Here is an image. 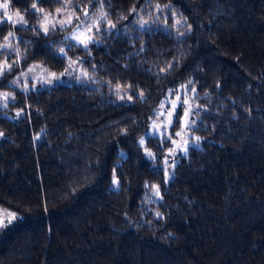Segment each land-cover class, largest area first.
I'll use <instances>...</instances> for the list:
<instances>
[{
  "label": "trees",
  "instance_id": "trees-1",
  "mask_svg": "<svg viewBox=\"0 0 264 264\" xmlns=\"http://www.w3.org/2000/svg\"><path fill=\"white\" fill-rule=\"evenodd\" d=\"M5 3L25 24L0 23V89L35 64L66 81L0 105V264H264V0ZM64 8L113 29L39 28ZM181 88L199 140L173 153L148 130Z\"/></svg>",
  "mask_w": 264,
  "mask_h": 264
},
{
  "label": "rangeland",
  "instance_id": "rangeland-1",
  "mask_svg": "<svg viewBox=\"0 0 264 264\" xmlns=\"http://www.w3.org/2000/svg\"><path fill=\"white\" fill-rule=\"evenodd\" d=\"M3 5V4H0ZM41 19L39 28L44 31L58 27L68 28L66 38L73 43L87 46L96 40V36L101 31L110 32L113 25L108 21L103 11L90 13L88 11H78L76 9L64 8L53 13L41 11ZM19 14V15H17ZM12 19L9 20L8 17ZM25 21V15L13 11L9 7L7 9L0 7V23L9 21L17 25L25 24L20 22V17ZM69 19L71 22L69 23ZM63 21V23H61ZM45 32V31H44ZM79 78L85 80L87 75L76 70ZM3 75L2 66H0V78ZM66 81L62 76L56 78L47 69L39 64L33 65L28 71L21 73L11 83V90L0 89V105H4L14 100L15 91H30L38 88L44 89L51 85ZM197 92L194 88H181L175 94H170L156 111V117L152 121L148 135L170 138L173 145V153H186L191 147H195L198 143L197 138L191 131L190 118L195 108ZM183 111V119L181 128L172 132L178 112ZM10 211H0V220L3 224L9 221ZM16 219V215L11 220Z\"/></svg>",
  "mask_w": 264,
  "mask_h": 264
},
{
  "label": "snow or ice",
  "instance_id": "snow-or-ice-1",
  "mask_svg": "<svg viewBox=\"0 0 264 264\" xmlns=\"http://www.w3.org/2000/svg\"><path fill=\"white\" fill-rule=\"evenodd\" d=\"M0 7H3V8H5V9H7L8 4L5 3V4H3V5H0ZM32 7H33V8H36V4H33ZM40 11H43V9H40ZM17 15H19V14H17ZM8 19L11 20L12 17L9 16ZM20 22H21V23L25 22V21L23 20V17H22V16L20 17ZM68 22L70 23L71 20L69 19ZM61 23H63V21H62ZM44 31H45V32L48 31L47 27L44 28ZM9 35L11 36L12 34L9 33ZM141 143H143V141H141ZM157 215H159V213H158ZM14 216H15V214H9V221H8L9 223H11V220L14 218ZM2 226H5V225L3 224V221L0 220V227H2Z\"/></svg>",
  "mask_w": 264,
  "mask_h": 264
}]
</instances>
